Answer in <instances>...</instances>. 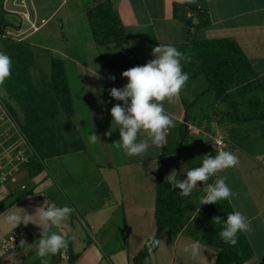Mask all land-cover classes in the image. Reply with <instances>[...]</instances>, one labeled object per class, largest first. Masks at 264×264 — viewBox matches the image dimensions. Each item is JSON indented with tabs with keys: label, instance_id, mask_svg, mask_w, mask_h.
Returning <instances> with one entry per match:
<instances>
[{
	"label": "crops",
	"instance_id": "1",
	"mask_svg": "<svg viewBox=\"0 0 264 264\" xmlns=\"http://www.w3.org/2000/svg\"><path fill=\"white\" fill-rule=\"evenodd\" d=\"M95 1L98 0H58L53 12L71 9L84 18V21H79V17L72 19V14L66 12L60 44L50 50L53 58L62 64L70 95V117L67 119L62 114L57 117L58 122L63 123V127L57 129L62 137L58 145L66 143L67 146L59 148V154L46 158L43 169L34 176H28L24 167L22 182L18 181L19 172L14 182L0 185V238L11 231L2 223L9 211L19 207L34 214L37 207L54 203L58 207L76 209L67 220L53 228L69 238L75 234L76 240H69L67 254L63 257L58 253L41 258L35 243L40 239V228L32 223L21 224L18 227L25 232L27 244L11 252L5 264H44V261L47 264H132V258L155 230L158 155L164 145L170 144L163 164L164 178L177 168L174 163L178 164L182 158L181 150L173 152L176 142L170 138V129L161 147L149 142L145 155L131 157L112 144L120 139L118 128L112 130L111 136L105 133L112 126L111 108L117 103L123 104L110 96L109 89L127 84V78L121 75L124 52H129L142 66L154 59V47L172 45L181 52L187 51L186 55L191 57L190 62H181L183 71L196 70L198 60L188 43L186 26L172 12L173 4L182 5L185 0H110L127 35V43L122 47L94 44L84 12ZM203 7L209 22L195 30V39H234L260 87L253 86L245 93L232 87L228 90L229 100L221 101L208 91L205 79L198 76L187 81L185 87L189 92L185 98L180 94L177 102H164V108L174 123L180 125L179 136L185 127L188 153L195 137L200 136L204 139L201 142L204 153L216 155L213 139L220 136L224 150L238 156L237 167L218 175L226 176V183L238 194L230 202L233 211H241L251 222L252 231L245 235L253 257L243 264H264V119H257L259 111L264 110V0H204ZM33 19L36 23L35 16ZM70 19L73 23L68 27ZM95 72L99 78L93 76ZM110 76L115 80L109 79ZM191 84L200 87L199 95L191 90ZM242 108L246 111L241 113ZM93 132L99 136L100 143L90 145L88 136ZM145 136L141 132L138 140ZM77 144L81 148L76 149ZM171 152L173 166L166 171L165 163ZM178 178L186 179V173ZM199 198L196 188L185 202L183 228L172 233L164 231L159 239L161 243L142 264H159L163 256L164 259L172 257L176 245L183 251L186 244L197 241L208 224L211 209L209 205H199ZM200 212L204 217L199 221L196 219ZM162 247H167L163 256ZM69 249L76 255L71 263L68 262ZM215 255L213 248L202 245L201 254L195 258L196 264H213Z\"/></svg>",
	"mask_w": 264,
	"mask_h": 264
},
{
	"label": "trees",
	"instance_id": "2",
	"mask_svg": "<svg viewBox=\"0 0 264 264\" xmlns=\"http://www.w3.org/2000/svg\"><path fill=\"white\" fill-rule=\"evenodd\" d=\"M199 5L201 13L196 22L185 17V10H195ZM204 0H196V3L173 4L172 12L180 18L187 29L188 43L196 54L198 65L194 72L189 73V79L201 76L205 79L216 99L229 100L228 90L235 87L239 93H245L253 86H259L256 76L237 42L232 38L197 40L194 32L198 27L208 24V18L204 11ZM5 13L0 10V38H3L9 25ZM85 18L95 45L103 47H122L127 43V35L119 16L110 0H98L85 9ZM0 51L11 57V76L3 84L6 95L13 100L22 113L21 121L18 120L16 111L5 101L6 108L19 130L26 138L32 156L28 157L25 166L28 176L32 177L43 169V161L46 158L60 153L59 140L62 137L57 129L62 127L58 122V115L69 118L72 112L70 95L62 64L59 60L50 57L49 84L44 90H37L32 83L29 67L31 63V51L28 44L21 41H13L6 38ZM123 71L139 66L136 59L129 52L122 54ZM232 106V104H231ZM232 108H234L232 106ZM188 115V107H186ZM257 119H264V110L259 111ZM182 133V132H181ZM75 148H81L76 145ZM170 152V144L164 145L157 158V171L155 178L154 196V225L155 230L151 237L144 241L142 249L131 260L132 264H142L157 246L149 251L145 243L151 238L160 239L166 230L178 232L184 226V211L186 200L189 196L179 195V189L174 190L165 181L163 164ZM216 178H212V182ZM198 188V187H197ZM233 212L229 200H221L211 207L208 216V224L200 233L197 240L206 247L215 250L213 264H243L253 257L252 248L245 233H238V242L235 246L224 243L219 233L221 225L213 223V217L219 216L227 219V214ZM76 258L68 250V262Z\"/></svg>",
	"mask_w": 264,
	"mask_h": 264
},
{
	"label": "clouds",
	"instance_id": "3",
	"mask_svg": "<svg viewBox=\"0 0 264 264\" xmlns=\"http://www.w3.org/2000/svg\"><path fill=\"white\" fill-rule=\"evenodd\" d=\"M186 3H196V0H185ZM154 59L142 66H134L122 72V77L127 78V84L122 88L109 89L110 96L123 104H115L110 114L112 117L111 129L105 133L111 136L112 130L119 129L120 139L112 143L114 147L122 149L126 156H143L147 153L149 142L152 146L161 147L165 141V133L175 127L172 116L166 112L164 102L169 104L179 100L180 93L189 80V75L183 71L181 61L190 62L191 57L179 51L172 45H158L153 48ZM12 60L3 51H0V85L11 76ZM93 76L99 78L97 72ZM109 79L115 80L114 76ZM113 124L116 127H113ZM146 134L144 139L138 140L140 133ZM90 145L100 143V138L95 132L89 134ZM99 159V157H97ZM239 164V158L231 151L220 150L215 156L205 155L198 167L186 171V179H179L180 173L173 169L166 177L171 187L179 189V195L189 196L197 188L198 182H203L205 195L199 198V205L219 203L221 200L231 202L238 194L234 193L226 183L227 177L219 173L229 168H235ZM216 179L209 183L212 177ZM76 209L63 206L58 207L54 203L37 207L34 214H29L25 208L16 207L2 218V223L11 228H17L21 224L29 223L40 228V239L36 241L37 255L41 258L48 255L56 256L65 253L69 240L75 241L73 234L70 238L53 231L62 221L67 220ZM213 223L221 225L219 236L224 243L235 246L238 242V233H250L251 222L241 212L233 211L227 214V219L213 217ZM149 251L158 246L161 241L151 238L145 242ZM26 241L22 238L19 247L24 248ZM200 241H192L183 247V252L193 259L201 254ZM47 264V261H44Z\"/></svg>",
	"mask_w": 264,
	"mask_h": 264
},
{
	"label": "rangeland",
	"instance_id": "4",
	"mask_svg": "<svg viewBox=\"0 0 264 264\" xmlns=\"http://www.w3.org/2000/svg\"><path fill=\"white\" fill-rule=\"evenodd\" d=\"M2 1L0 0V10H3L4 12L7 11V9H13L18 12L27 10L31 19H33V16L36 17V24L39 25V28L37 31L31 32V30L24 31L25 28L28 27V24L26 22H23L21 25V28L17 29V26L19 25V19L17 17L12 20L10 18V15L5 13V18L8 21L9 25L12 27H8L7 30L12 32L13 41H21L28 44V47L31 51V63L29 67L32 83L37 88V90L41 91L47 88L49 84V71H50V64L49 59L50 57L54 56V53L51 52L55 46H58L60 44V35H61V24L63 25V28L65 27L63 18L65 17V13L72 14V19L78 16V12L74 10H57L55 13L54 10L58 6V0H24L25 7L22 6H13L11 5L12 1H15L16 4H20L19 0H7V2L2 6ZM35 12V13H34ZM53 13V14H52ZM35 14V15H34ZM52 14V15H51ZM41 19H44V21H41ZM84 21L83 16L81 18L79 17V21ZM78 20V18H77ZM73 22H71V19L68 21V27L71 26ZM6 30V31H7ZM5 31V32H6ZM23 38V40H22ZM21 39V40H20ZM8 40L6 38H0V49L3 47L5 41ZM31 44V45H29ZM183 53H187V51H183ZM182 63L184 61H181ZM185 63V62H184ZM190 70L185 69V73L189 74ZM191 83H194L193 81ZM191 90L195 92V94L199 95L200 93V87H195L194 84H191ZM189 91L186 89V87L183 88L182 92L180 93L182 98L186 97V94ZM195 95V96H196ZM0 96L6 101L15 111L16 115L19 121L22 119V113L17 104L9 99L6 95L5 89L3 85H0ZM229 108V105L226 104ZM191 108V107H190ZM245 109V110H244ZM253 109L252 107L250 108ZM257 112V109H253V111ZM246 111V108H242L240 112ZM62 127L63 123L61 122ZM175 127L170 128V138L176 142L175 149L173 152L176 151H182L183 155L181 154L180 157H182L176 164L177 170L180 175L182 173H186L188 169H191L193 167H198L201 165L202 160L204 156L206 155L204 153V150L201 146V142H203V138L200 136H196L194 139V144L191 145L189 153L187 152V144H188V137L184 139V126L182 127V134L179 136V127L180 125L177 123H174ZM211 129L209 130V132ZM67 144H60L58 145L59 148L65 147ZM29 148V146H28ZM32 151L28 150V153L30 154ZM211 156H215L214 154ZM173 153L168 156L167 162L165 163L166 171L168 169L172 168L173 164ZM177 161V160H176ZM186 163V164H185ZM25 171V170H24ZM20 171V175H18V181L22 182L24 176L23 172ZM17 177V175H16ZM212 182V178L210 179L209 183ZM198 193L199 196L205 195L203 192V182H198ZM214 204H210L209 207H213ZM204 214L199 213L196 220L203 219ZM172 233V231H171ZM167 247H162L161 252L162 256L166 255ZM182 250L180 249L179 245H176L173 252L172 257L170 259H164V256L162 257V260L159 264H196L195 259H193L190 255L189 256H183Z\"/></svg>",
	"mask_w": 264,
	"mask_h": 264
},
{
	"label": "built area",
	"instance_id": "5",
	"mask_svg": "<svg viewBox=\"0 0 264 264\" xmlns=\"http://www.w3.org/2000/svg\"><path fill=\"white\" fill-rule=\"evenodd\" d=\"M20 4H16L15 1L11 2L13 6L25 7L24 0H19ZM7 0L2 1V6ZM200 6L197 5L195 10L186 9L185 17L190 18L196 22L198 14L201 13ZM8 15H15L20 21V28L23 22L28 24V27L24 29L31 30V32L37 31L38 25L35 20L31 19L27 10L16 11L13 9H7ZM12 32L6 31L2 37L13 39ZM28 142L19 130L14 119L8 112L4 99L0 96V185H4L16 180V175L23 170L28 161ZM225 144L220 136H215L213 139V150L216 154L220 150H224ZM26 241L27 237L22 228L17 227L11 230L9 233L0 238V264H5L7 256L13 252L18 246L21 239Z\"/></svg>",
	"mask_w": 264,
	"mask_h": 264
},
{
	"label": "water",
	"instance_id": "6",
	"mask_svg": "<svg viewBox=\"0 0 264 264\" xmlns=\"http://www.w3.org/2000/svg\"><path fill=\"white\" fill-rule=\"evenodd\" d=\"M10 18L13 20L15 18V15H10ZM19 27H20V21H19V25L17 26V29H19ZM184 129H185V127H184ZM63 254L66 255L67 251L65 253H63Z\"/></svg>",
	"mask_w": 264,
	"mask_h": 264
},
{
	"label": "flooded vegetation",
	"instance_id": "7",
	"mask_svg": "<svg viewBox=\"0 0 264 264\" xmlns=\"http://www.w3.org/2000/svg\"><path fill=\"white\" fill-rule=\"evenodd\" d=\"M14 20V19H13Z\"/></svg>",
	"mask_w": 264,
	"mask_h": 264
}]
</instances>
